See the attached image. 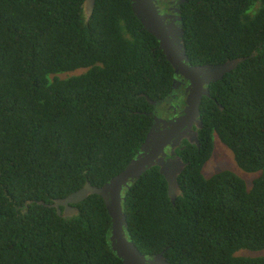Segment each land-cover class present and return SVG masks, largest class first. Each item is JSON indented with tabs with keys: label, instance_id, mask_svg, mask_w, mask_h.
Listing matches in <instances>:
<instances>
[{
	"label": "trees",
	"instance_id": "1",
	"mask_svg": "<svg viewBox=\"0 0 264 264\" xmlns=\"http://www.w3.org/2000/svg\"><path fill=\"white\" fill-rule=\"evenodd\" d=\"M84 1L0 0V264H124L101 195L52 204L126 168L175 70L131 0H96L89 21ZM177 6L193 63L245 59L202 99L205 154L185 142L175 204L157 165L123 189L126 236L170 264H264L235 255L264 249V0ZM216 139L240 169L205 175Z\"/></svg>",
	"mask_w": 264,
	"mask_h": 264
},
{
	"label": "water",
	"instance_id": "2",
	"mask_svg": "<svg viewBox=\"0 0 264 264\" xmlns=\"http://www.w3.org/2000/svg\"><path fill=\"white\" fill-rule=\"evenodd\" d=\"M131 2L134 14L142 22L144 28L159 40L160 48L167 53V60L175 64L181 57L174 41H171L170 35L184 36V29L182 27H178L179 29L167 27L165 25L167 16L160 13L154 0H131ZM95 4L96 0L84 1V15L87 21H89L94 11ZM170 17L171 22H180L182 20V16H176L175 14H171ZM183 53L186 57L185 51ZM244 59H230L217 65H207V67L202 68L200 66L190 67L189 71H198L196 74L197 81L191 84L190 94L186 99L187 107L184 111L186 116L180 120V123L193 122L194 124V122H197L199 126L202 125L200 120L197 119L200 115L199 108L203 95L210 94V90L204 87L205 83L209 84L211 81L222 79L226 72L236 68ZM199 75H201V78H199ZM149 101L153 103V101ZM173 134L169 130L159 132L152 127L140 148L141 151L129 162L124 170L113 176L103 186L94 185L90 180H87L81 188L64 198L56 199L52 205L57 208L58 214L68 216L78 212V208L74 203L84 200L90 194L97 193L101 195L113 220L112 247L118 256L121 257L124 264H169L164 252L158 253L152 258H147L137 245L127 238L124 230V226L127 224V216L122 206V191L125 187H130V183L138 179L148 168L157 165L168 181L169 196L171 202L175 204L177 197L182 193L178 175L184 169L185 164L181 159L172 157L166 159V147L169 146L171 148L173 155L175 147L178 145L175 138L172 139ZM193 140H195L194 137Z\"/></svg>",
	"mask_w": 264,
	"mask_h": 264
},
{
	"label": "flooded vegetation",
	"instance_id": "3",
	"mask_svg": "<svg viewBox=\"0 0 264 264\" xmlns=\"http://www.w3.org/2000/svg\"><path fill=\"white\" fill-rule=\"evenodd\" d=\"M154 1L160 13L163 14L164 16H167V19L165 22V25L167 27H173V28L182 27L183 28L182 22H171L170 16H171V13L175 12V10L180 9L177 6V4H179L182 1H186V0H154ZM174 14L179 15L176 12ZM170 39L171 41L172 40L174 41L176 48L179 50V56L181 57V59H178L175 62V64L171 62V65L173 66L175 70V75L173 78L174 87L171 92V97L168 100L164 101L163 103L158 104L156 113L154 115L155 119H154V123L152 127L155 128L159 132L169 130L171 134L174 133L172 139L175 138V141L178 142V145L175 147V153L173 155H172L171 148L169 146L166 147V153H167L166 159L171 158V157L175 159H181L182 162L185 164V167H184L185 169L188 164V160L185 159V155L189 149V147H187V144L185 142L198 145L199 144L198 130L203 127V120L199 116L197 119H199L200 122L202 123V125L200 126L197 122H194V124L193 122L192 123H189V122L180 123V120L186 116L184 114L185 113L184 111H185V108L187 107L186 99L188 98L190 94L191 84L192 82L197 81L196 74L198 71L191 72L189 71V68L193 66H200V68H202V67H207V65H214V64L217 65L218 63H206V62L196 63V64L193 63L191 61L190 55L187 50L186 42H185V30H184V36L172 34L170 35ZM184 51H185L186 57L184 56V53H183ZM163 52L165 53L166 58L168 59L166 51L164 50ZM199 78H201V75H199ZM212 82H215V81H211L209 84L205 83L204 87L210 90V85ZM204 96L205 95H203V97ZM165 105L167 106L166 108H164ZM193 137L195 138V140H193ZM196 150H197V154H200V155L205 154V151H200L201 150L200 146H197ZM184 169L182 171H184Z\"/></svg>",
	"mask_w": 264,
	"mask_h": 264
},
{
	"label": "rangeland",
	"instance_id": "4",
	"mask_svg": "<svg viewBox=\"0 0 264 264\" xmlns=\"http://www.w3.org/2000/svg\"><path fill=\"white\" fill-rule=\"evenodd\" d=\"M174 14V13H171ZM84 70V68H80L76 71ZM236 167L239 168L235 162L233 153L218 139H216L214 144V151L211 154L210 160L205 164L203 168V172L205 175H212L220 170L225 168ZM240 169V168H239ZM250 176H246L248 181L253 180L255 174L249 173ZM251 187V184H248V188ZM236 256H245V257H259L264 256V249L262 250H251L247 248H241L236 253Z\"/></svg>",
	"mask_w": 264,
	"mask_h": 264
},
{
	"label": "clouds",
	"instance_id": "5",
	"mask_svg": "<svg viewBox=\"0 0 264 264\" xmlns=\"http://www.w3.org/2000/svg\"><path fill=\"white\" fill-rule=\"evenodd\" d=\"M180 11V10H179ZM176 15V14H175ZM176 16H181V15H176ZM182 19H183V17H182ZM180 22H182V21H180ZM159 41V40H158ZM199 134V133H198ZM215 144V143H214ZM200 145V142H199V144H198V146ZM213 151H214V148H213ZM213 151H212V153H213ZM232 153V152H231ZM234 156V155H233ZM235 162H236V160H235ZM205 164H206V162H205ZM204 164V165H205ZM237 164V163H236ZM154 257V256H153ZM166 257V256H165ZM152 258V257H151ZM168 260V259H167ZM169 262V261H168ZM170 264V263H169Z\"/></svg>",
	"mask_w": 264,
	"mask_h": 264
}]
</instances>
